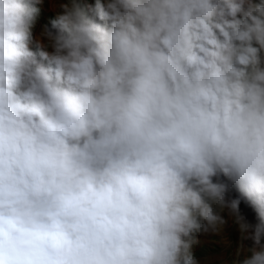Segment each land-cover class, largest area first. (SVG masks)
Instances as JSON below:
<instances>
[{
	"label": "clouds",
	"instance_id": "obj_1",
	"mask_svg": "<svg viewBox=\"0 0 264 264\" xmlns=\"http://www.w3.org/2000/svg\"><path fill=\"white\" fill-rule=\"evenodd\" d=\"M0 264H264V0H0Z\"/></svg>",
	"mask_w": 264,
	"mask_h": 264
}]
</instances>
